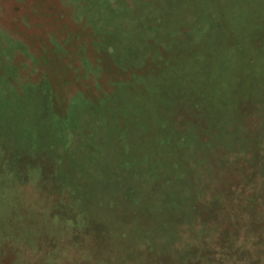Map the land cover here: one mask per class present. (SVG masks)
Segmentation results:
<instances>
[{
  "label": "rangeland",
  "instance_id": "374dc122",
  "mask_svg": "<svg viewBox=\"0 0 264 264\" xmlns=\"http://www.w3.org/2000/svg\"><path fill=\"white\" fill-rule=\"evenodd\" d=\"M0 264H264V0H0Z\"/></svg>",
  "mask_w": 264,
  "mask_h": 264
}]
</instances>
